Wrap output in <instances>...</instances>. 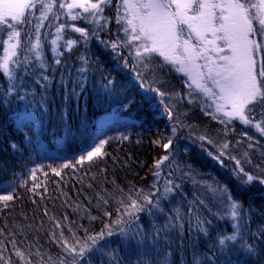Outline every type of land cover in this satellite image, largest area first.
I'll list each match as a JSON object with an SVG mask.
<instances>
[{"label": "trees", "instance_id": "1", "mask_svg": "<svg viewBox=\"0 0 264 264\" xmlns=\"http://www.w3.org/2000/svg\"><path fill=\"white\" fill-rule=\"evenodd\" d=\"M118 4L119 0H112L105 8L109 22L87 43L80 41L79 34L76 48L60 49L61 64L54 62L50 41L55 27L50 24L40 35L46 68L33 59L16 70L14 81L0 73V194L14 189L13 201L0 211V255L10 258L11 264H25L16 256V249L23 251L31 264L70 261L72 257L59 242L61 229L55 228L51 219L55 217L61 221L69 244L74 243L72 232L82 242L90 243L87 236L112 225L116 234L86 253L91 257L88 264H264V183L260 182L264 180V138L262 142L256 140L252 127L245 128L238 122L225 127L206 115L201 96L189 88L187 78L159 56L155 57L158 63L142 69L134 49L122 46L114 52L110 44L123 40L115 19ZM26 32L21 36L22 49L31 57L24 48L28 44ZM27 35L32 36L33 30ZM81 57L87 58V64ZM82 66L87 71L78 75ZM110 80L114 83L109 84ZM154 88L166 95L159 96ZM173 127L177 131L172 148L177 150L180 167L168 177L162 165L160 187L165 177L181 187L162 201L163 213L154 209L150 214L146 208L137 214L138 220L124 216L128 223L116 225L114 221L121 214L117 212L116 198L122 196L119 189L124 193L143 189L141 196L152 191L154 162L171 151L154 141L165 143ZM109 134L118 136L108 141L101 157L76 163L75 158ZM200 136L208 139L202 141ZM221 152L223 164L213 159ZM40 157L45 158L44 166L33 179V166ZM236 160L257 179L241 186L233 175ZM66 162L70 167L57 176L52 169L59 170ZM168 163L165 161V165ZM189 171L191 176L183 175ZM35 184L40 187L33 188ZM216 184L228 186L231 196L241 203L243 214V243L229 244L223 251L218 239L233 232V222L215 215L221 200L206 186ZM98 192L112 193L116 198L110 197L107 205L97 207ZM45 208L48 215H44ZM175 209L180 210L182 219H172ZM105 211L111 216L104 215ZM195 213L211 221L207 235L197 229ZM90 216L97 218L92 220ZM121 227L136 233L131 244L120 235ZM103 244L107 247L97 252ZM244 244L255 245L257 254L250 257ZM0 264L5 261L0 260Z\"/></svg>", "mask_w": 264, "mask_h": 264}, {"label": "snow or ice", "instance_id": "2", "mask_svg": "<svg viewBox=\"0 0 264 264\" xmlns=\"http://www.w3.org/2000/svg\"><path fill=\"white\" fill-rule=\"evenodd\" d=\"M111 3L112 0H65L58 6L60 9H65L67 16L72 20L83 18L88 23L95 25V28L91 30L73 26V31L79 33L80 38L87 43L89 39L97 35L98 30H102L109 22V18L104 16V11ZM38 4L40 8L37 17ZM56 7L57 0H0V52H2L0 54V73L4 74L9 81L17 79L16 70L25 63H31L33 59L39 61V66L42 69L47 67L40 30L45 26L44 22L49 20L50 14ZM121 9H123V14H121ZM116 11V23L121 26L124 39H118L110 44L114 52H118L122 46L134 49L137 64L142 69L158 63L155 61L156 56L161 57L164 63L172 65L177 72L187 76L191 82L189 86L195 85V91L198 94H203L207 100H211L212 103L206 107L213 108L211 114L214 119H218L223 124L238 120L264 135V0H119ZM54 18L58 20L59 15H55ZM34 20L36 22L33 24L35 30L33 35L28 36L25 33L28 44L24 45V48L32 54L29 57L23 54L20 39L21 28L26 24L33 23ZM183 26L188 29L187 38H184ZM65 27L64 24H57L55 38L50 41L51 51L55 53L56 57L54 62L57 65L61 64L58 57L63 54L60 52V41H64L63 47L67 51H71L73 46L78 43L73 39L64 40ZM5 36L6 39H4ZM193 39L196 43L192 42ZM102 43L105 42L102 41ZM81 60L83 64H87V58L81 57ZM86 71L87 69L82 66L77 70V74L82 75ZM139 75L140 73L137 71V76L139 77ZM43 79L47 80L48 77L44 76ZM112 83L114 82L110 80L109 84ZM14 88L15 84L9 91L11 92ZM152 91L161 97L166 95L158 88H154ZM189 102H194L191 93ZM171 131L172 136L168 137L165 143H161L159 140L154 141L166 151L171 148V151H167L166 155L154 162L153 176L156 180L152 184L151 192L141 196L143 189L135 191L130 189L127 193H124L123 189H119L122 193L120 198H116L112 193H97V207L102 208L107 205L110 197L117 199L119 205L117 212L121 214L114 221L116 225L128 223L124 220V216L138 220L137 214L145 211L146 208L150 214L154 209L163 213L162 201L168 199L181 187L173 179L168 178L174 176L175 171L180 167L176 161L177 150L172 148L173 137L177 129L173 127ZM199 139L203 141L208 138L200 136ZM208 142L211 143L210 140ZM107 143V140L100 141L98 145L81 155L76 163L82 164L85 160L92 161L94 157H101L102 149ZM12 147L16 148V145L13 144ZM223 147L227 148L228 145L224 144ZM208 155L212 156V153ZM223 155L224 153L221 152L213 159L223 164L221 160ZM230 158L235 159V157ZM165 161L169 163L165 165ZM162 165L168 170V177H165L161 189ZM68 167L70 164L65 163L59 166V170L53 168L52 171L59 176L60 170ZM37 170L42 171V169ZM37 170H33V179H35ZM183 175L191 176L192 173L189 171ZM233 175L241 186L248 185L257 179L245 172L244 168L240 166L239 160H236ZM260 182L264 183V180ZM38 187H40L39 184L33 186V188ZM206 187L221 200L219 210L215 215L233 222V232L227 235L222 234L218 239L220 250L223 251L229 244L236 246L238 243H243L240 233L241 220L243 219L241 203L231 196L226 184L207 185ZM13 199L14 189L12 188L0 194V202H2L0 211H3V208H8L7 202L13 201ZM196 203L203 205L204 201ZM44 215H48L46 208ZM104 215L111 216V213L105 211ZM190 215H192L191 210ZM96 218V216H90L92 220ZM51 219L54 222V227L61 229L59 235L61 247L68 256L72 257L70 261L60 259L58 264H81V261L88 264L91 257H86V253H91L101 240L116 234L111 224L105 225L104 230L87 236V241H90L88 243L76 238L75 232H72L69 227L74 240L73 244H69L64 236L61 221L55 217ZM63 219L67 220V216H64ZM172 219H182L179 209H175ZM194 219L197 229L207 235L208 225L211 224V221L202 218L198 213L194 214ZM178 226L182 227V224ZM119 233L130 244L131 238L136 236V233L125 230L123 227L119 229ZM52 238L57 239L55 231L52 232ZM13 247L15 248V241H13ZM106 247L107 244H103L96 250L99 252ZM244 248L250 257L258 252L253 244H244ZM2 251L3 247L0 246V253ZM15 254L25 264H31L23 251L16 249ZM0 260H4L5 264H11L10 258L5 259L3 255H0ZM165 264H167L166 261Z\"/></svg>", "mask_w": 264, "mask_h": 264}, {"label": "rangeland", "instance_id": "3", "mask_svg": "<svg viewBox=\"0 0 264 264\" xmlns=\"http://www.w3.org/2000/svg\"><path fill=\"white\" fill-rule=\"evenodd\" d=\"M63 2H65V0H57V7L53 10V13L52 14H50V16H49V20H47V21H45L44 22V27L40 30V35H41V33H42V31H44V28H47L50 24H52V25H54V27H55V29L53 30V32H52V36H53V39L55 38V31H56V25L57 24H64V25H66V27H65V31H64V33H63V37H64V40H67V39H73V40H77V38L76 37H78V35H79V33H77V32H75V31H73V26H76V27H94L95 28V25H93V24H90V23H88L87 21H85L83 18H79V19H77V20H72L69 16H67V14H66V10L65 9H60L59 8V4L60 3H63ZM39 8H40V5L38 4L37 5V11H36V16L38 17L39 16ZM75 11H79V10H75ZM62 13V14H61ZM59 15V19L57 20V19H55L54 17H55V15ZM121 14H123V9H121ZM26 16H27V14H26ZM36 21L34 20L33 21V23H29V24H26V25H24L22 28H21V36H22V34L24 33V32H26V33H30L31 35H32V30H33V33H34V27H33V24L35 23ZM184 27V31H185V37L184 38H187V32H188V29H187V27L186 26H183ZM119 33L121 34V37H122V39H124V33H123V31H122V29H121V26L119 27ZM4 39H6V36L4 37ZM20 39H21V37H20ZM80 41L81 42H84L82 39H80ZM193 43H196V41H195V39H193V41H192ZM63 43H64V41L62 40V41H60V49L61 48H64L63 47ZM77 45V44H76ZM76 45H74L73 46V48L72 49H74V48H76ZM161 58V57H160ZM162 59V58H161ZM163 60V59H162ZM200 63H202V61H200ZM167 65H169V64H167ZM169 66H171V67H173L172 65H169ZM174 68V70H175V67H173ZM176 71V70H175ZM181 75H183V76H185L183 73H181V72H179ZM186 78H187V82H188V86L191 84V82L189 81V79H188V77L187 76H185ZM189 88H191L192 89V91L193 92H196L195 91V85H191V87L189 86ZM197 93V92H196ZM200 96H201V100H202V105H203V108H204V110H205V114L206 115H209L210 117H212L213 118V115L211 114V113H213V108L212 107H206L207 105H210L212 102H211V100H207L204 96H203V94H199ZM218 115V114H217ZM214 119V118H213ZM214 120H216V121H218L219 122V120L218 119H214ZM234 122H238V123H240L243 127H249V126H247V125H244V124H242L240 121H238V120H233V121H231L230 123H227V124H223L225 127H229L230 128V126H232L233 125V123ZM244 128V129H245ZM254 130H255V132L257 133L256 135H255V137H256V140H260L261 141V138H264V135H262L260 132H258L255 128H254ZM245 131V130H244ZM258 135H259V137H260V139L259 138H257L258 137ZM116 136H118V134H115V135H105V136H103L98 142H97V144L96 145H98L99 143H100V141H102V140H107V141H109V140H112V139H114ZM263 141V140H262ZM261 141V142H262ZM263 145H264V143H263ZM83 154H85V153H83ZM82 154V155H83ZM81 156V155H80ZM80 156H78L77 158H75V160H77ZM96 158V157H95ZM44 160H45V158L43 159V157H40L39 158V160L38 161H36L35 163H34V166H33V170H37V169H42L43 168V166H44ZM86 161H88V160H86ZM69 162V161H68ZM67 163V162H66ZM65 164V163H64ZM37 171H39V170H37ZM37 171H35V173L37 172ZM7 191V189H5L4 190V192H1V194L2 193H5Z\"/></svg>", "mask_w": 264, "mask_h": 264}]
</instances>
